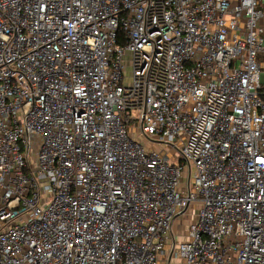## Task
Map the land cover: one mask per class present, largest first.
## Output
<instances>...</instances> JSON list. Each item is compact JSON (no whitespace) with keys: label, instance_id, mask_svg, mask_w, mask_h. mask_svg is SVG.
<instances>
[{"label":"built area","instance_id":"built-area-1","mask_svg":"<svg viewBox=\"0 0 264 264\" xmlns=\"http://www.w3.org/2000/svg\"><path fill=\"white\" fill-rule=\"evenodd\" d=\"M262 76L264 0H0V264H264Z\"/></svg>","mask_w":264,"mask_h":264},{"label":"rangeland","instance_id":"rangeland-1","mask_svg":"<svg viewBox=\"0 0 264 264\" xmlns=\"http://www.w3.org/2000/svg\"><path fill=\"white\" fill-rule=\"evenodd\" d=\"M124 60H125L124 65L126 67L125 68V74H124L125 75L124 83H125V85H129L132 82V80H131L132 68L129 66L130 65L129 62L131 61V57L130 56H126L124 58ZM262 80H264V76H262ZM135 115H136V113H132L131 114V116H135ZM143 139L144 138L142 136L139 137L140 141H142ZM190 222H191L190 219H187V218L184 217V219H180L177 222V224L174 225V230L185 235L187 233V231L189 230ZM184 239H185V237L178 239V241H182Z\"/></svg>","mask_w":264,"mask_h":264}]
</instances>
